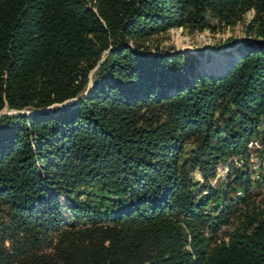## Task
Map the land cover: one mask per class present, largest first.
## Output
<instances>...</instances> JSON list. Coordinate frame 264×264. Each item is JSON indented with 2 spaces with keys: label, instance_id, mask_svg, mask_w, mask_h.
Instances as JSON below:
<instances>
[{
  "label": "trees",
  "instance_id": "obj_1",
  "mask_svg": "<svg viewBox=\"0 0 264 264\" xmlns=\"http://www.w3.org/2000/svg\"><path fill=\"white\" fill-rule=\"evenodd\" d=\"M250 12L219 74L141 43ZM26 110L0 116V264H264V181L231 162L264 119V0H0V112Z\"/></svg>",
  "mask_w": 264,
  "mask_h": 264
},
{
  "label": "rangeland",
  "instance_id": "obj_2",
  "mask_svg": "<svg viewBox=\"0 0 264 264\" xmlns=\"http://www.w3.org/2000/svg\"><path fill=\"white\" fill-rule=\"evenodd\" d=\"M252 18L253 12H250L233 29L218 32L194 30L189 27L172 29L166 33L143 40L141 43L144 47L148 48V52L151 55H171L176 52H182L195 56L197 59L195 73L200 75H211V65L215 62L217 64L216 67L218 66L213 72L215 75L229 69L236 63L244 52V44L251 42L252 37L247 35L246 28ZM89 88H91V85ZM72 104H75L73 100L66 105L59 106V108L68 107ZM46 111L49 112L50 110ZM21 112H25L29 115L35 113V111L32 110ZM2 113L17 114V112L4 111L0 112V115ZM260 130L263 132L262 134L264 136V119L260 126ZM191 148V146H188L187 150L189 151ZM258 157L260 158V171L264 173V151H259ZM193 178L196 182H201V176L198 172H194ZM254 187L256 194H264V189L259 188L258 184H255ZM202 195H204V192ZM241 196H243V190L235 188L231 198L236 199ZM60 201L63 207V216L68 218V201L66 198H61ZM221 206L222 205L218 203L212 205L209 209ZM237 225L238 223H235V226Z\"/></svg>",
  "mask_w": 264,
  "mask_h": 264
},
{
  "label": "built area",
  "instance_id": "obj_3",
  "mask_svg": "<svg viewBox=\"0 0 264 264\" xmlns=\"http://www.w3.org/2000/svg\"><path fill=\"white\" fill-rule=\"evenodd\" d=\"M262 133L263 132L259 128L258 132L249 142L247 152L234 156L231 159V162L238 168L245 169L250 174L253 183L264 181V173L260 171V158L258 157L259 151H264V136ZM224 177V174H222L221 179H224ZM204 194H206V192H204Z\"/></svg>",
  "mask_w": 264,
  "mask_h": 264
},
{
  "label": "water",
  "instance_id": "obj_4",
  "mask_svg": "<svg viewBox=\"0 0 264 264\" xmlns=\"http://www.w3.org/2000/svg\"><path fill=\"white\" fill-rule=\"evenodd\" d=\"M237 62V61H236ZM235 64V63H234ZM234 64L229 68V69H227V70H225V71H229V70H231L232 69V67L234 66ZM211 75H214V74H211ZM74 101V103H77L78 102V100H73ZM68 103H70V101L69 102H67V103H65L64 105H66V104H68ZM63 108H65V107H63ZM36 113V112H35ZM35 113H33V114H27V113H25V112H17V114L16 115H29V116H32V115H34ZM5 114H7V113H2L1 115H5ZM0 115V116H1Z\"/></svg>",
  "mask_w": 264,
  "mask_h": 264
},
{
  "label": "bare ground",
  "instance_id": "obj_5",
  "mask_svg": "<svg viewBox=\"0 0 264 264\" xmlns=\"http://www.w3.org/2000/svg\"><path fill=\"white\" fill-rule=\"evenodd\" d=\"M216 63L215 62H213V64L211 65V70H210V74H213V72H214V70H216L217 69V67H216Z\"/></svg>",
  "mask_w": 264,
  "mask_h": 264
}]
</instances>
